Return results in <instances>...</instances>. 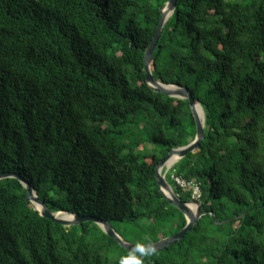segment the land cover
<instances>
[{
    "label": "trees",
    "instance_id": "trees-1",
    "mask_svg": "<svg viewBox=\"0 0 264 264\" xmlns=\"http://www.w3.org/2000/svg\"><path fill=\"white\" fill-rule=\"evenodd\" d=\"M167 1L0 0V174L21 176L50 212L108 221L134 245L186 225L155 169L193 141L195 122L144 71ZM151 72L203 109L198 150L165 179L182 202L197 187L206 214L172 246L127 252L92 222L42 218L5 179L0 264H264V0H177Z\"/></svg>",
    "mask_w": 264,
    "mask_h": 264
},
{
    "label": "water",
    "instance_id": "water-1",
    "mask_svg": "<svg viewBox=\"0 0 264 264\" xmlns=\"http://www.w3.org/2000/svg\"><path fill=\"white\" fill-rule=\"evenodd\" d=\"M177 0H168L161 10V16L158 22V26L156 28V32L152 41L150 42L149 46L147 47L145 54H144V71H145V80L146 84L150 89H152L156 93L163 94L167 97L179 99V100H186L189 104V108L192 114V117L195 122V137L192 142L188 145L179 147L176 149H172L168 152V154L158 163L155 169V178L156 184L158 187L159 192L163 195V198L173 207L178 209L186 219L185 227L180 230L178 233L166 237L156 243L150 245H134L124 238H122L118 233L113 229L108 221H102L93 217H83L76 214H71L68 212H50L47 208V205L44 201H42L32 188V186L25 181L21 176L14 174V173H1L0 174V181L5 179H16L18 180L21 185L25 188L26 194V202H28L34 211L38 212V214L45 219H48L54 224L62 225L63 227H72V226H79L82 223L92 222L94 223L105 235L113 239L119 247L126 250L127 252H141L140 249L143 248V252H159L169 246L176 244L178 241L182 240L185 235L194 227L197 221L204 216L206 213H202L200 211L201 203L198 201L191 200L189 202H182L173 192L171 186L165 179L166 174L169 170L181 159H183L189 153H195L198 148L200 142L204 138V128L205 123L204 121L201 122L199 120L197 110H201L203 115V109L200 103L194 99L192 94L189 92L187 88L177 86V85H166L158 82L152 75L151 72V59L156 48L158 39L160 37L162 28L166 21L173 15V12L176 7ZM205 120V118H204ZM175 156V161L172 166H166V162L172 157ZM37 206V207H36ZM57 214H65L71 216V221H67L61 217H58ZM213 218V215L210 214ZM243 216V215H242ZM226 222V221H224ZM222 222V223H224ZM215 224H220L216 223Z\"/></svg>",
    "mask_w": 264,
    "mask_h": 264
},
{
    "label": "bare ground",
    "instance_id": "bare-ground-1",
    "mask_svg": "<svg viewBox=\"0 0 264 264\" xmlns=\"http://www.w3.org/2000/svg\"><path fill=\"white\" fill-rule=\"evenodd\" d=\"M201 112V113H200ZM197 114H198V117H199V120L201 121V122H203V115L201 116V114H202V111L201 110H197ZM174 161H175V156H172L167 162H166V165L167 164H172V163H174ZM37 207V206H36ZM58 217H61V218H63V219H65V220H67V221H71V219H72V217L71 216H68V215H57ZM69 218V219H68Z\"/></svg>",
    "mask_w": 264,
    "mask_h": 264
},
{
    "label": "built area",
    "instance_id": "built-area-1",
    "mask_svg": "<svg viewBox=\"0 0 264 264\" xmlns=\"http://www.w3.org/2000/svg\"><path fill=\"white\" fill-rule=\"evenodd\" d=\"M176 182L181 186V187H188L190 186V184H186L185 182L181 181L179 178L175 179ZM200 194H199V190L197 187L193 188V199L197 200L199 198Z\"/></svg>",
    "mask_w": 264,
    "mask_h": 264
},
{
    "label": "clouds",
    "instance_id": "clouds-1",
    "mask_svg": "<svg viewBox=\"0 0 264 264\" xmlns=\"http://www.w3.org/2000/svg\"><path fill=\"white\" fill-rule=\"evenodd\" d=\"M140 251H141V252H143V251H144V249H143V248H141V249H140Z\"/></svg>",
    "mask_w": 264,
    "mask_h": 264
}]
</instances>
